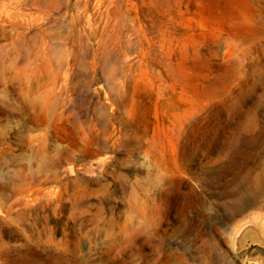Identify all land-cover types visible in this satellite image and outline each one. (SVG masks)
I'll list each match as a JSON object with an SVG mask.
<instances>
[{
  "label": "rangeland",
  "instance_id": "1",
  "mask_svg": "<svg viewBox=\"0 0 264 264\" xmlns=\"http://www.w3.org/2000/svg\"><path fill=\"white\" fill-rule=\"evenodd\" d=\"M0 264H264V0H0Z\"/></svg>",
  "mask_w": 264,
  "mask_h": 264
}]
</instances>
